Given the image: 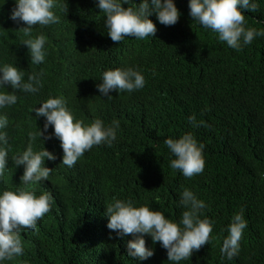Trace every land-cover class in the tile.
Returning a JSON list of instances; mask_svg holds the SVG:
<instances>
[{
    "label": "trees",
    "instance_id": "trees-1",
    "mask_svg": "<svg viewBox=\"0 0 264 264\" xmlns=\"http://www.w3.org/2000/svg\"><path fill=\"white\" fill-rule=\"evenodd\" d=\"M89 1L79 0L73 6L59 3L61 8L85 9L89 13L85 16L94 18V23L88 21L92 47L86 41L75 45L78 61L71 62L75 79L66 106L72 114L85 108L88 121L99 118L109 125L116 119L120 127L111 147L93 146L72 168L60 164L61 149L48 180L31 186L37 195L49 192L54 204L37 221L35 230L22 231L23 253L6 264H156L159 242L153 245L145 235V245L154 253L136 263L126 254V241L134 237L120 241L111 235L110 239L104 228L107 217L103 205L117 198L120 190L124 197L132 186L133 202H139L138 188L144 204L174 221L184 210L179 206L184 188L204 201L201 218L206 216L215 223L210 243L192 254L198 256L193 263L264 264V37L254 38L236 51L219 41L216 33L201 31L195 25L193 32L180 28L165 36L158 34L178 46L174 55L158 52L156 39L134 40L129 65L139 67L145 86L132 93H117L111 99H98L96 78L113 65L110 54L103 53L108 45L103 13L94 0ZM13 3L0 0L2 44L16 37L6 23L10 22ZM255 3L256 11L243 12L245 27L264 30V0ZM177 8L192 21L187 0H177ZM150 20L156 24L155 14ZM52 35V41L63 45L81 37L65 30ZM2 63L6 62L0 59ZM3 91L13 90L5 87ZM17 93L14 105L0 109L9 120L4 131L11 149L0 190L23 187V166H15L11 157L24 151L28 133L42 130L44 124V117L35 119V112H31L37 105L34 98L30 96L26 104L23 95ZM190 115L203 125L193 127L188 121ZM51 132L49 126L48 134ZM189 132L198 144H204V170L190 179L169 167L174 157L163 143L166 138L178 139ZM32 146L34 151L42 147L53 153L58 150L53 138L43 145L37 138ZM241 211L247 226L242 231L239 253L232 260L221 259L219 238L226 237L225 224ZM160 264H168L167 257Z\"/></svg>",
    "mask_w": 264,
    "mask_h": 264
},
{
    "label": "clouds",
    "instance_id": "clouds-1",
    "mask_svg": "<svg viewBox=\"0 0 264 264\" xmlns=\"http://www.w3.org/2000/svg\"><path fill=\"white\" fill-rule=\"evenodd\" d=\"M60 1L70 6L79 2L14 0L8 18L10 22L6 23L16 37L5 44L0 41V51L4 52L0 59L6 62L0 64V109L17 102L15 91L18 90L17 95H23L26 104L30 96L37 102L31 110L35 112V119L44 117L43 129L29 132L26 149L11 157L15 166H23L20 176L23 187L0 190V264L22 255V231L35 230L37 221L49 213L51 204H54L49 192L37 195L31 186L48 180L61 149L60 164L72 168L93 146L103 144L111 147L120 127L116 119L109 125L99 118L88 121L85 108L72 114L66 106L75 79L71 62L78 61L74 55L78 49L75 45L86 41L92 47L88 21L94 23V18L86 17L89 13L85 9L61 8ZM130 2V6L122 7ZM89 4L93 7L91 1ZM94 4L104 16L103 24L107 30L105 41L108 45L103 53L110 54V65H113L96 78L94 89L98 99H111L121 92L132 93L145 86L139 67L129 65L133 59L134 40L156 39L154 47L158 52L174 55L178 46L158 34L165 36L180 28L193 32L196 30L195 25L201 31L216 33L219 41L236 51L249 45L254 38L264 37V30L245 27L243 12L256 11L258 6L255 0H187L188 15L199 26L179 12L177 0H94ZM153 14L156 24L150 20ZM58 30L81 37L63 45L51 40L52 34ZM5 87L13 91H3ZM43 88L47 90L46 93ZM188 121L193 127L203 125V121L197 123L192 115ZM8 125L7 115L0 114V180H3L7 171L11 151L7 132L4 131ZM49 126L52 128L50 134ZM37 138L42 145L53 138L57 152H49L44 147L34 151L32 142ZM163 143L170 156L174 157L169 162L172 170H178L189 179L203 172L204 144H198L190 132L178 139L166 138ZM130 190L124 197L121 196V190L118 191L117 198H110L103 205L107 217V228H104L110 233L109 238L112 235L123 241L132 235L134 238L126 241V254L133 257L136 263L150 258L154 253L152 247L145 245H148L144 239L147 235L153 245L159 242L155 248L156 264H160L164 257H167L168 264H180L183 261L196 264L192 261L198 256H191L210 243V233L215 223L206 216L201 218L206 207L204 201L184 188L179 195V206L184 210L179 220L174 221L144 204L138 188L139 202H133V186ZM246 226L242 211L235 213L230 223L225 224L223 236L226 237L219 238L222 243L219 249L221 259L232 260L238 255L242 231Z\"/></svg>",
    "mask_w": 264,
    "mask_h": 264
}]
</instances>
